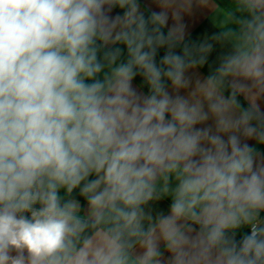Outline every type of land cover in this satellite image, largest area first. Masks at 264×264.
Instances as JSON below:
<instances>
[{"label":"clouds","instance_id":"1","mask_svg":"<svg viewBox=\"0 0 264 264\" xmlns=\"http://www.w3.org/2000/svg\"><path fill=\"white\" fill-rule=\"evenodd\" d=\"M152 2L0 0V264H264V0Z\"/></svg>","mask_w":264,"mask_h":264},{"label":"crops","instance_id":"2","mask_svg":"<svg viewBox=\"0 0 264 264\" xmlns=\"http://www.w3.org/2000/svg\"><path fill=\"white\" fill-rule=\"evenodd\" d=\"M216 2L220 4L221 6H227V4L229 3V0H216ZM140 4H141V9L145 12L146 15L149 13L150 10L159 11V9L156 8L155 5L153 4L152 0H140ZM117 13L122 14V11L120 9H115L113 11V15ZM211 15H212V12L210 9H199V8L194 7L193 14L190 16L186 15L184 17V21L188 25V31L190 33L191 39L195 40V39L201 38L205 34H211L217 31V29H215L212 24V21L210 18ZM219 52H220V48L219 46H217L216 50L210 56V61H209L210 65L215 60ZM162 55H163V50H161V52L159 53V56H162ZM159 56H158V59H159ZM199 72L201 75H207L209 72V65H206L203 69L199 70ZM141 83L142 81L139 77H137V79L134 81L135 85H139ZM143 91L146 93L147 88L144 87ZM242 99L243 98H241V100ZM261 103H262V106H264V101H262ZM249 143L253 144L254 141H249ZM257 147H260V146H257ZM261 151L264 152V147L261 148ZM169 204H170V200H165V201L159 202L157 205H154L153 207L156 208L157 210H162L166 213L168 210ZM245 231H247V229H245ZM239 238H240V234H238L237 236V239Z\"/></svg>","mask_w":264,"mask_h":264}]
</instances>
